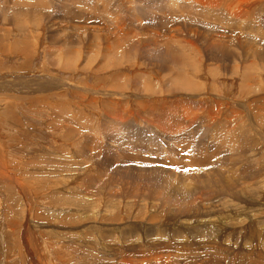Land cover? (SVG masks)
<instances>
[{
  "label": "rangeland",
  "instance_id": "1",
  "mask_svg": "<svg viewBox=\"0 0 264 264\" xmlns=\"http://www.w3.org/2000/svg\"><path fill=\"white\" fill-rule=\"evenodd\" d=\"M38 1L0 0V264H264V0Z\"/></svg>",
  "mask_w": 264,
  "mask_h": 264
},
{
  "label": "crops",
  "instance_id": "2",
  "mask_svg": "<svg viewBox=\"0 0 264 264\" xmlns=\"http://www.w3.org/2000/svg\"><path fill=\"white\" fill-rule=\"evenodd\" d=\"M1 1H4V0H1ZM8 0H5V2H7ZM10 1H12V0H10ZM29 1H31L33 4H37L39 1L38 0H29ZM4 2V3H5ZM49 2H52L51 0H46L45 1V4H47V3H49ZM50 4V3H49ZM64 32H57V34L55 35V36H53V42L54 43H57V41L59 40V38H65V36H64V34H63ZM54 37H56V38H54ZM120 38H123V37H120ZM120 38L114 43V45H113V47H116V55H117V53L119 52V50H120V48H121V50H123L124 51V49L125 48H123L124 46H123V44H122V42H121V40H120ZM120 43V44H119ZM118 44V45H117ZM119 45H120V47H119ZM28 47V46H27ZM56 48L54 47L53 49H52V53L54 54V55H58V53H61V54H71L69 51H73V50H75V48H73L72 46H71V44H68V47L67 46H63V47H60V48H58L57 50H55ZM76 52H78V51H75V53ZM74 53V52H73ZM25 57H26V60H32V59H30V57L29 58H27V56H30V54H29V51H25ZM114 56H115V53H114ZM79 59V58H78ZM178 123H179V121H178Z\"/></svg>",
  "mask_w": 264,
  "mask_h": 264
},
{
  "label": "bare ground",
  "instance_id": "3",
  "mask_svg": "<svg viewBox=\"0 0 264 264\" xmlns=\"http://www.w3.org/2000/svg\"><path fill=\"white\" fill-rule=\"evenodd\" d=\"M65 36V35H64ZM123 43V42H122ZM120 44V43H119ZM118 45V44H117ZM124 45V44H123ZM119 47H120V45H119ZM91 51V50H90ZM116 51V50H115ZM125 52V51H124ZM113 55V54H112ZM186 112H188V111H186ZM94 147V146H93Z\"/></svg>",
  "mask_w": 264,
  "mask_h": 264
}]
</instances>
